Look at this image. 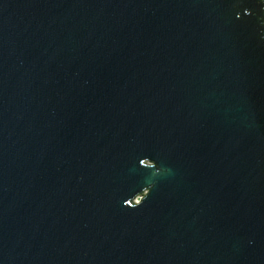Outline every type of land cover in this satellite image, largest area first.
Segmentation results:
<instances>
[{"label": "water", "instance_id": "95a60500", "mask_svg": "<svg viewBox=\"0 0 264 264\" xmlns=\"http://www.w3.org/2000/svg\"><path fill=\"white\" fill-rule=\"evenodd\" d=\"M0 264H264V0H0Z\"/></svg>", "mask_w": 264, "mask_h": 264}]
</instances>
